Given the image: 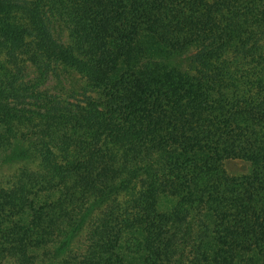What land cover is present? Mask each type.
<instances>
[{
    "label": "trees",
    "instance_id": "1",
    "mask_svg": "<svg viewBox=\"0 0 264 264\" xmlns=\"http://www.w3.org/2000/svg\"><path fill=\"white\" fill-rule=\"evenodd\" d=\"M0 161V264H264V0H0Z\"/></svg>",
    "mask_w": 264,
    "mask_h": 264
},
{
    "label": "rangeland",
    "instance_id": "2",
    "mask_svg": "<svg viewBox=\"0 0 264 264\" xmlns=\"http://www.w3.org/2000/svg\"><path fill=\"white\" fill-rule=\"evenodd\" d=\"M50 32L54 39H56L60 43H67L68 37L66 31L54 20L51 21L49 25ZM21 78H23L26 82H34L36 80L35 73L31 66L27 65L21 72ZM34 80V81H33ZM82 86L81 81L79 78L74 75H67L61 73L60 75L51 74L48 76L46 81L39 86V88L43 91L56 94L58 96L62 95L61 97H80V88ZM17 163H4L0 161V188L7 187L9 184L12 183L13 176L16 174L18 169ZM225 168L227 172L231 175H240L248 172L249 165L244 161H227L225 164ZM83 246V239L78 237L76 238L71 246V251L73 253H79L78 249ZM41 256V255H39ZM66 256V255H64ZM48 257V255H47ZM61 257H56L53 260L60 259ZM46 259V256H44Z\"/></svg>",
    "mask_w": 264,
    "mask_h": 264
}]
</instances>
